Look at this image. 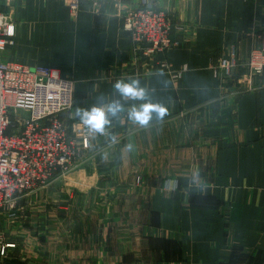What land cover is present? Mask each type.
Instances as JSON below:
<instances>
[{
	"label": "crops",
	"instance_id": "crops-1",
	"mask_svg": "<svg viewBox=\"0 0 264 264\" xmlns=\"http://www.w3.org/2000/svg\"><path fill=\"white\" fill-rule=\"evenodd\" d=\"M152 2L183 30L174 26L178 44L148 57L124 29L130 2H84L76 15L65 0L0 2L16 26L1 58L73 80L71 132L78 108L119 100L125 109L104 134L91 132L90 158L60 180L58 204L51 187L32 196L30 221L1 223L14 244L5 264H264V77L236 90L260 43L264 0ZM228 56L238 58L234 81L215 74ZM132 79L146 100L117 94L114 84ZM146 102L167 114L131 121ZM169 181L179 190H166Z\"/></svg>",
	"mask_w": 264,
	"mask_h": 264
},
{
	"label": "built area",
	"instance_id": "built-area-1",
	"mask_svg": "<svg viewBox=\"0 0 264 264\" xmlns=\"http://www.w3.org/2000/svg\"><path fill=\"white\" fill-rule=\"evenodd\" d=\"M123 1L133 5L125 12L124 29L138 46L146 45V56L164 53L177 44L170 17L152 0H65L73 15L84 2ZM15 36L14 22L0 7V213L9 210L12 215L20 209L17 200L66 170L89 149L91 136L82 122L76 134L70 133L65 122L74 104L71 78L53 66H29L1 58L15 43ZM259 37L260 43L250 50L245 63L250 81L246 80L254 88V79L264 76V31ZM238 65L235 56L221 59L215 74L229 78Z\"/></svg>",
	"mask_w": 264,
	"mask_h": 264
},
{
	"label": "rangeland",
	"instance_id": "rangeland-1",
	"mask_svg": "<svg viewBox=\"0 0 264 264\" xmlns=\"http://www.w3.org/2000/svg\"><path fill=\"white\" fill-rule=\"evenodd\" d=\"M163 11H165V10H163ZM165 12L168 14V16L171 19L172 18L170 16L171 14H169L167 11H165ZM171 21H172V19H171ZM174 26H175V30H177V29L178 30H183L182 26L175 25L172 22V34H173V31H174ZM173 38L175 39L174 35H173ZM175 40L177 41V39H175ZM132 42L134 44V47L138 46L133 40H132ZM177 44H178V41H177ZM139 47L141 49L145 50L146 45L145 44L139 45ZM168 51H166V52H164L162 54H166ZM248 55H247V57H248ZM228 57H230V56H228ZM222 59H224V58H222ZM244 69L245 70L237 78V79H239L238 80L239 84H238V87H237L236 90H237V93H239V94H241L243 92H249V91L255 90L254 87L252 86V83L248 82V81H250L249 78H248V70L246 68H244ZM237 71H238V69L235 70L234 72H232L229 78H224L223 79V78H220L219 76H217V77L220 80H224V81L225 80L231 81L232 79L234 81L235 75L237 76V74H236ZM178 75L179 74H175L174 77H177ZM246 77H247L248 81L246 80ZM262 77H264V76H262ZM253 83H254V81H253ZM74 102H75V94H74ZM80 127H81V120H80V126H79L77 132H79ZM68 129H69V127H68ZM69 131H70V129H69ZM77 132H71L70 131L71 134H76ZM90 140H91V136H90ZM89 158H90V147H89V149L83 150L81 155L79 157H77L76 160L66 170L56 174L54 176V178H52L51 180L43 183L41 186H38L37 188H35L31 192H29L27 195H24L19 200H17L18 202L16 204H18V208H20V209H18L15 212L14 215H12V213L9 210H5V211L1 212L0 213V225H1L2 222H5V223L7 222L8 224H11V225L14 226V224H17L18 222H22L23 221V223H27L28 221H30V216L28 217L26 206L29 205L28 207L31 208V209H32L33 205H34V207L36 206V204H35L36 202L34 200L31 201L32 196L34 195L35 198H41V197H39L40 193H42L41 191L50 190L51 187H54V189H52L48 194H51L49 196H51L53 200H57V204H58V201L60 202V198H61L60 195H59V191H60V188H61V186L63 184V183H61L60 180L62 178H64V176L72 173L74 170H77V168L82 166ZM143 181L144 180H143V176L142 175L138 174V175L135 176V185L141 186V185H143ZM174 185L175 186L173 188H169L168 184L166 183L165 184V189L168 190V191H172V192L178 191L179 187L177 186V184H174ZM35 198H33V199H35ZM30 213H31V211H30ZM13 246H14V244H12V242H8L6 240L5 232L3 231V229L1 230V227H0V264H5L6 263V260H7V258L10 255V249L13 248ZM2 247L5 248V253L4 254H1ZM234 264H251V263L248 262L245 258H243V260L241 262H235Z\"/></svg>",
	"mask_w": 264,
	"mask_h": 264
},
{
	"label": "clouds",
	"instance_id": "clouds-1",
	"mask_svg": "<svg viewBox=\"0 0 264 264\" xmlns=\"http://www.w3.org/2000/svg\"><path fill=\"white\" fill-rule=\"evenodd\" d=\"M114 89L117 94L127 99L146 100L147 92L140 86L139 80L132 79L128 82L118 80L114 84ZM125 109L119 100H112L110 103L101 104L99 106H92L90 109L78 108L76 116L79 117L81 122L86 125L90 132L104 134L105 126L110 124L109 117H116ZM153 113L157 118L163 119L167 114V109L159 104L146 102L139 107L133 106L128 111V118L140 125H147L153 119ZM174 181L168 182V187L173 188Z\"/></svg>",
	"mask_w": 264,
	"mask_h": 264
}]
</instances>
